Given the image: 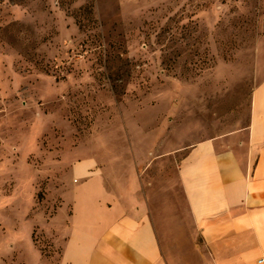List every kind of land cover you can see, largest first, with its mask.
I'll list each match as a JSON object with an SVG mask.
<instances>
[{
    "label": "rangeland",
    "instance_id": "rangeland-1",
    "mask_svg": "<svg viewBox=\"0 0 264 264\" xmlns=\"http://www.w3.org/2000/svg\"><path fill=\"white\" fill-rule=\"evenodd\" d=\"M263 64L264 0H0V256L55 251L81 158L244 125Z\"/></svg>",
    "mask_w": 264,
    "mask_h": 264
},
{
    "label": "crops",
    "instance_id": "crops-1",
    "mask_svg": "<svg viewBox=\"0 0 264 264\" xmlns=\"http://www.w3.org/2000/svg\"><path fill=\"white\" fill-rule=\"evenodd\" d=\"M258 79L236 130L69 166L72 183L44 230L55 251L32 243L36 253L18 264H264V64ZM9 249L0 264L16 261Z\"/></svg>",
    "mask_w": 264,
    "mask_h": 264
}]
</instances>
